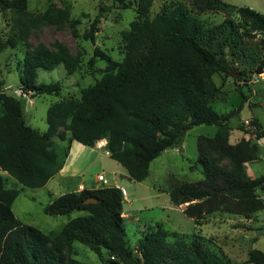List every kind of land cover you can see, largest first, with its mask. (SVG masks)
Segmentation results:
<instances>
[{
	"label": "trees",
	"instance_id": "1",
	"mask_svg": "<svg viewBox=\"0 0 264 264\" xmlns=\"http://www.w3.org/2000/svg\"><path fill=\"white\" fill-rule=\"evenodd\" d=\"M115 2L122 9L133 8L136 14L122 33V60L113 61L95 49L94 56L106 63L102 77L82 89L79 99L51 104L45 132L28 126L21 99L0 88V172L23 187L43 188L63 168L72 142L92 148L105 140L110 159L132 181L140 183L149 176L151 162L177 147L188 130L215 126L212 138L197 139L195 163L203 179L170 183L171 204L184 205L183 213L198 227L215 212L249 218L264 210V201L257 194L264 192V175L252 178L246 171L247 163L260 160V152L244 138L231 144L227 118L211 106L220 93L212 76L230 75L232 70L225 49L236 44L234 23L225 18L208 30L193 11L202 14L233 8L241 28L262 34L264 16L249 8L231 7L223 0H184L164 4L150 18L153 0ZM0 10L18 16L24 40L31 27L65 22H69L73 37L77 36L75 21H69L67 9L51 5L41 15H33L27 10L26 0H0ZM98 23L97 17L85 36L91 42ZM8 43L15 42L9 39ZM79 62L63 45L50 50L38 44L23 57L19 89L32 97L58 95L59 83L39 84L37 71L62 65L71 75ZM59 127L66 132L58 131ZM220 158L229 162V169L219 165ZM18 195L17 189L5 188L0 174V264H85L71 257L74 243L99 258L105 251L113 264H231L225 256L207 249L197 235L168 242L170 234L162 223L131 249L123 228V197L116 187L68 192L52 200L44 208L49 216L73 212L85 215L69 219L59 231L49 234L15 218L11 207ZM88 198H95L97 203L85 204ZM247 262L264 264V253L249 251Z\"/></svg>",
	"mask_w": 264,
	"mask_h": 264
},
{
	"label": "rangeland",
	"instance_id": "2",
	"mask_svg": "<svg viewBox=\"0 0 264 264\" xmlns=\"http://www.w3.org/2000/svg\"><path fill=\"white\" fill-rule=\"evenodd\" d=\"M27 10L33 15H41L49 6L58 10L67 9L69 21H75L76 37H73L69 22L43 24L29 28L28 37L22 38V22L10 11L0 10V88L21 99L24 119L28 126L43 133L46 131V112L53 103L77 100L80 91L93 85L103 75L106 63L94 56V50L120 62L125 53L122 33L129 29V23L135 19V11L122 9L115 0H26ZM184 0H153L150 18L158 13L164 4ZM235 8H249L264 16V0H223ZM205 29H213L229 18L235 26L234 42L225 49L226 58L232 70L230 75L218 73L212 81L220 89L211 106L227 118L230 127L229 142H238L241 138L256 145L261 154L260 160L247 163L246 171L252 178L264 175V34L241 28V21L230 8L226 11H193ZM99 19L94 33V41L85 36L91 31L95 18ZM9 39L15 43L10 45ZM29 44V47L26 46ZM38 44L55 50L56 45L65 46L70 54L79 59L78 69L69 75L62 65L51 71L39 69V84L59 83L58 95H40L32 97L30 93L20 91V69L26 52H31ZM262 70L263 73H258ZM241 79V80H240ZM58 131L66 132L64 127ZM215 126H196L188 130L182 142L175 148L164 151L153 160L149 167V176L143 182L130 180L119 164L109 160L101 151V162L91 164L96 154L89 155V168L84 171V178L97 174L103 175L108 185H112L110 174L125 188L127 196L122 202L124 233L127 245L134 249L137 242L146 233L152 232L157 223L170 234L167 241L175 243L181 236L197 235L202 237L204 246L218 255H223L231 264H249L248 253L258 249L264 253V210L242 216L215 212L206 216L201 226L188 218L183 210L185 206L175 207L171 204L168 187L173 182H197L203 179L201 168L195 161L198 158L197 139L199 136L212 138ZM58 141V139L53 138ZM220 166L230 168L226 159L218 160ZM5 188H15L19 195L12 204V212L17 220L31 225L44 233L59 231L69 219L85 215V212H73L64 216H49L44 208L55 198L66 193V189L53 180L45 188L30 189L18 184L5 172ZM264 201V192L257 193ZM54 195V197L52 196ZM205 225V234L202 227ZM201 229L203 231H201ZM71 257L85 264H113L108 254L103 251L99 258L85 246L74 243Z\"/></svg>",
	"mask_w": 264,
	"mask_h": 264
},
{
	"label": "crops",
	"instance_id": "3",
	"mask_svg": "<svg viewBox=\"0 0 264 264\" xmlns=\"http://www.w3.org/2000/svg\"><path fill=\"white\" fill-rule=\"evenodd\" d=\"M102 143H103V147H99V145L97 143V144H95L94 147L89 148V147L83 146L82 144H80L78 142H75V141L72 142L71 147H70V151H69V155L66 159V162H65L63 168L61 169V171H59L58 174H56L51 180L48 181V183L44 186V188L46 186H48L56 178H58L57 182H56L57 185L66 189L65 190L66 193H68V192H80L83 189L93 190V189H99V188H103V187H117V186L123 187L120 184V182H118V180L115 178L114 173L110 174V181H111L112 185H109V186H104L101 182H98L96 180L97 175H101V174H97L96 176L89 178V179H85L83 176L84 171H86V169L89 168L88 166H89L90 160H91L89 158V155L96 154L95 158L92 160L91 164H94L96 162H98V163L101 162V159H100V157L102 155L101 151H104V156L107 159L112 160V159H110L109 154L105 148L106 141L103 140ZM234 143H236V142H234ZM234 143H231V144H234ZM260 158H261V154H260ZM61 195H63V194H61ZM52 196L54 197V195H52ZM126 196H127V194H126ZM125 197H123L122 202L125 200ZM122 208H123V206H122ZM122 216H127V215L122 214ZM202 227H204L203 228V230H204L203 234H205L207 232V230L205 229V225H203ZM203 230L201 229V231H203Z\"/></svg>",
	"mask_w": 264,
	"mask_h": 264
},
{
	"label": "built area",
	"instance_id": "4",
	"mask_svg": "<svg viewBox=\"0 0 264 264\" xmlns=\"http://www.w3.org/2000/svg\"><path fill=\"white\" fill-rule=\"evenodd\" d=\"M102 141H103V140H102ZM102 141H99V142H98L99 147H103V143H102ZM96 180H97L98 182H101L104 186H109L108 183H107V180L103 177V175H97ZM116 188L120 191L122 197H125V196H126L127 193H126L125 188H123V187H118V186H117Z\"/></svg>",
	"mask_w": 264,
	"mask_h": 264
},
{
	"label": "water",
	"instance_id": "5",
	"mask_svg": "<svg viewBox=\"0 0 264 264\" xmlns=\"http://www.w3.org/2000/svg\"><path fill=\"white\" fill-rule=\"evenodd\" d=\"M1 92H5V90H1ZM90 203H97V200L95 198H88L85 200V204H90Z\"/></svg>",
	"mask_w": 264,
	"mask_h": 264
}]
</instances>
